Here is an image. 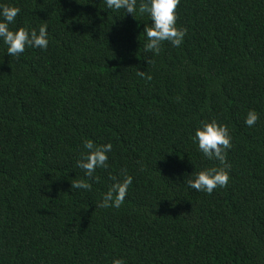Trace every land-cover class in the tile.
I'll list each match as a JSON object with an SVG mask.
<instances>
[{
  "label": "trees",
  "instance_id": "trees-1",
  "mask_svg": "<svg viewBox=\"0 0 264 264\" xmlns=\"http://www.w3.org/2000/svg\"><path fill=\"white\" fill-rule=\"evenodd\" d=\"M0 4L49 36L19 57L0 42V264H264V0H180L184 42L158 55L150 17L104 0ZM211 120L232 147L207 194L187 180L220 167L194 142ZM89 140L113 146L98 179L76 167ZM125 171L124 204L99 207Z\"/></svg>",
  "mask_w": 264,
  "mask_h": 264
},
{
  "label": "clouds",
  "instance_id": "clouds-1",
  "mask_svg": "<svg viewBox=\"0 0 264 264\" xmlns=\"http://www.w3.org/2000/svg\"><path fill=\"white\" fill-rule=\"evenodd\" d=\"M110 10L123 9L125 13L147 15L150 17L151 27H145L147 42L144 45L145 51L159 54L164 42L170 43L173 47H179L184 42L187 30L183 27L177 28L178 15L176 12L180 0H143L137 6V0H104ZM20 9L16 6L0 4V42L6 46V53L11 57H19L25 52L26 47L46 50L49 45L47 25H41L38 29L18 27L15 31L10 26L15 25L16 17ZM144 76V72H139ZM148 80L151 76L146 77ZM259 120L256 110H249L245 116L244 123L253 127ZM195 143L203 157L212 161H218L220 167H210L195 173L187 180V186L198 192L211 194L216 188L226 187L229 180L230 165L227 164V152L232 147V136L229 128L216 120L203 122L195 130ZM85 153L76 161V167L82 169L86 177H95L97 169L108 167V153L112 151V144L96 146L92 141L83 144ZM133 177L125 171L122 182H114L108 191L102 196L99 207L120 208L128 193ZM92 185L81 179L71 184V188L90 190ZM112 264H126L123 258L114 259Z\"/></svg>",
  "mask_w": 264,
  "mask_h": 264
}]
</instances>
